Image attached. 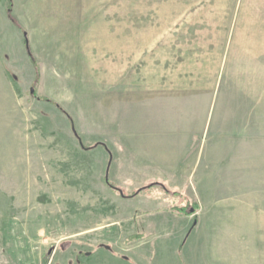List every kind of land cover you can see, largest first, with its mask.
Here are the masks:
<instances>
[{
  "label": "rangeland",
  "instance_id": "rangeland-1",
  "mask_svg": "<svg viewBox=\"0 0 264 264\" xmlns=\"http://www.w3.org/2000/svg\"><path fill=\"white\" fill-rule=\"evenodd\" d=\"M6 3L0 264H264V0Z\"/></svg>",
  "mask_w": 264,
  "mask_h": 264
},
{
  "label": "trees",
  "instance_id": "trees-1",
  "mask_svg": "<svg viewBox=\"0 0 264 264\" xmlns=\"http://www.w3.org/2000/svg\"><path fill=\"white\" fill-rule=\"evenodd\" d=\"M11 9H12V0H7V3H6V11L8 12V14H9V18L11 19V21H12L14 24L17 25V23H16L14 17H12V16L10 15ZM23 42H24V46H25V48H26L27 54H28V56L31 58V52H30V49H29V43H28V39H27V35H26V33L23 34ZM40 99H41V97H40ZM42 99H44V100H46V101H49V102L55 104L57 107L60 108V106L58 105V103H56L55 101L49 99L48 97H42ZM66 115H67V118L69 119V122H70V124H71V126H72V129L74 130V128H73V121H72L70 115H68L67 113H66ZM75 135H76V133H75ZM76 136H77V135H76ZM77 138L79 139V143H80V145H81L82 147H84L83 144H82V142H81V140H80V138H79V137H77ZM98 144L104 145V144H102V143H94V145H92V147L95 146V145H98ZM109 157H110V155H109ZM105 181H106V183H107L110 187H112V188H114L116 191H118V193H119L120 195L124 196V194L122 193V190H121L120 188L116 187L115 185H113V184L108 180L107 175L105 176ZM147 187H148V186H147ZM143 188H144V187H143ZM141 189H142V188L138 189V191L141 190ZM136 193H138V192H136ZM136 193L134 192V193H132V194L129 195V196L131 197V196L135 195ZM181 210H182V211H185L184 208H182ZM196 210H197V208L195 207V209L193 208V209H191L190 211H188V213H187L188 215H193V223L191 224L190 228H193V227L197 224V217L194 215V212H195ZM185 214H186V213H185ZM140 236H141V235H133L132 238H133V239H138V238H140Z\"/></svg>",
  "mask_w": 264,
  "mask_h": 264
},
{
  "label": "crops",
  "instance_id": "crops-1",
  "mask_svg": "<svg viewBox=\"0 0 264 264\" xmlns=\"http://www.w3.org/2000/svg\"><path fill=\"white\" fill-rule=\"evenodd\" d=\"M261 55L264 57V42L262 43V50H261ZM188 216H190V215H188ZM187 219H188V217H186ZM187 219H184V221H185V224H184V226H183V230L185 231L186 229H188V227H189V219L187 220ZM226 228V227H225ZM148 232V231H147ZM149 232H151V230L149 231ZM134 241V243H138V242H140L141 240H139V239H137V240H133ZM225 246V245H224ZM223 246V247H224ZM100 248H103V247H99L98 249H96L94 252H92V254L93 255H95V254H97L98 253V250L100 249ZM106 249V248H105ZM110 250V249H109ZM91 254V255H92ZM215 264H236L235 263V261H234V259H233V257L231 256V255H226V254H224V255H221L220 257H216L215 258Z\"/></svg>",
  "mask_w": 264,
  "mask_h": 264
},
{
  "label": "water",
  "instance_id": "water-1",
  "mask_svg": "<svg viewBox=\"0 0 264 264\" xmlns=\"http://www.w3.org/2000/svg\"><path fill=\"white\" fill-rule=\"evenodd\" d=\"M105 248L107 249H111V247L109 245H105Z\"/></svg>",
  "mask_w": 264,
  "mask_h": 264
}]
</instances>
